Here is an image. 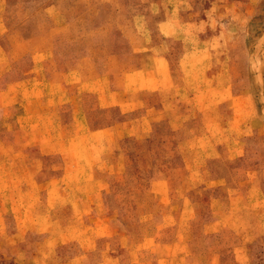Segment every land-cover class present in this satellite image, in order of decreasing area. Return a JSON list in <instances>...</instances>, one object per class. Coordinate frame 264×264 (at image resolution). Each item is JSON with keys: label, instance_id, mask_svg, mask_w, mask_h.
<instances>
[{"label": "crops", "instance_id": "1", "mask_svg": "<svg viewBox=\"0 0 264 264\" xmlns=\"http://www.w3.org/2000/svg\"><path fill=\"white\" fill-rule=\"evenodd\" d=\"M22 3L0 1V9L31 7ZM261 7L264 0H44V61L42 77L35 76L41 93L29 101L30 112L45 121L49 135L52 124L73 130L77 148L92 153L91 184H71L87 185L86 192L61 188L54 199L79 208L87 200L130 201L132 187L142 184L133 182L132 170L151 167L138 154L234 148L243 136L234 105L242 103L252 81L246 62L260 38ZM0 23L12 31L20 24L9 12ZM19 74L13 63L0 84L10 79L19 84ZM214 124L219 132L211 130ZM73 154L56 151L44 161L39 156L40 184L63 187L74 174L84 177L87 166ZM61 211L75 215L73 206L63 205ZM92 211L109 227V218L128 215Z\"/></svg>", "mask_w": 264, "mask_h": 264}, {"label": "rangeland", "instance_id": "2", "mask_svg": "<svg viewBox=\"0 0 264 264\" xmlns=\"http://www.w3.org/2000/svg\"><path fill=\"white\" fill-rule=\"evenodd\" d=\"M9 1H28L31 7L0 9V16L14 13L20 22L14 31L0 23V82L13 63L21 77L17 85L11 79L0 84V264H264L262 14L260 38L246 62L252 81L242 103L234 105L235 121L243 130L234 148L208 153L162 148L157 156L138 154L151 167L132 170L133 182L142 184L132 187L130 201L87 200L79 208L76 202L54 198L61 188L86 192L87 185L76 189L71 184H91L90 148H77L73 130L55 124L49 135L45 121L35 120L28 105L41 93L35 76L42 77L44 61V0ZM218 129L214 124L211 130ZM61 150L75 151L73 156L87 166L84 177L74 174L63 187L41 185L43 166L37 159ZM173 194L178 198L172 199ZM63 205L73 206L75 215H63ZM93 208L128 215L109 218V227L108 220L93 216Z\"/></svg>", "mask_w": 264, "mask_h": 264}]
</instances>
